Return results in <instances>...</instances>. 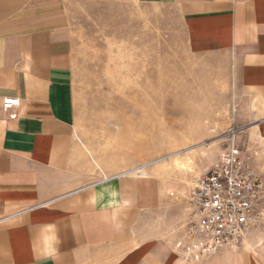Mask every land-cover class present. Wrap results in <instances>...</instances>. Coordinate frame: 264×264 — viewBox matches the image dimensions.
Masks as SVG:
<instances>
[{"label":"crops","instance_id":"crops-1","mask_svg":"<svg viewBox=\"0 0 264 264\" xmlns=\"http://www.w3.org/2000/svg\"><path fill=\"white\" fill-rule=\"evenodd\" d=\"M140 1L181 16L264 180V0ZM73 54L66 0H0V264H264V222L235 250L199 260L174 250L182 233L158 218L159 183L143 169L117 177L126 163L81 134ZM6 96L20 98L11 112ZM181 206L175 222L188 217Z\"/></svg>","mask_w":264,"mask_h":264},{"label":"rangeland","instance_id":"rangeland-1","mask_svg":"<svg viewBox=\"0 0 264 264\" xmlns=\"http://www.w3.org/2000/svg\"><path fill=\"white\" fill-rule=\"evenodd\" d=\"M66 1L80 132L100 153L126 163L125 170L167 157L144 170L165 191L158 216L165 233H182L186 220L174 221L177 207L218 161L231 124L223 78L189 53L181 16L171 6Z\"/></svg>","mask_w":264,"mask_h":264},{"label":"built area","instance_id":"built-area-1","mask_svg":"<svg viewBox=\"0 0 264 264\" xmlns=\"http://www.w3.org/2000/svg\"><path fill=\"white\" fill-rule=\"evenodd\" d=\"M20 104L6 96L5 112ZM245 127L231 125L222 133L224 145L218 161L201 174L188 195V217L174 250L186 258L202 259L223 250H235L247 234L264 222V180L241 147ZM159 158L125 170L117 177L140 173Z\"/></svg>","mask_w":264,"mask_h":264},{"label":"bare ground","instance_id":"bare-ground-1","mask_svg":"<svg viewBox=\"0 0 264 264\" xmlns=\"http://www.w3.org/2000/svg\"><path fill=\"white\" fill-rule=\"evenodd\" d=\"M192 150V147L191 148H187V149H185V153L186 152H188L189 153V151H191ZM201 151V150H200ZM178 153H180L181 154V152H176V155H178ZM173 155V154H172ZM188 159V158H187ZM173 161H175V159L173 160ZM193 161V160H192ZM176 164L178 165V167H180V168H182V169H187L186 168V164H185V162H183V161H181V162H179L178 161V159L176 158ZM188 162V161H187ZM189 163V162H188ZM191 163V162H190ZM194 163V162H193ZM195 164V163H194ZM190 166V165H189ZM193 168V167H192ZM190 170V169H189ZM145 172V170L143 169V173Z\"/></svg>","mask_w":264,"mask_h":264}]
</instances>
